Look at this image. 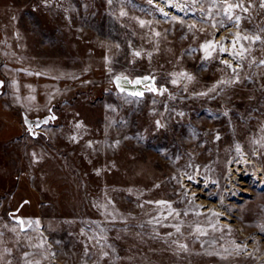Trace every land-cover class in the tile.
I'll list each match as a JSON object with an SVG mask.
<instances>
[{"label":"rangeland","instance_id":"374dc122","mask_svg":"<svg viewBox=\"0 0 264 264\" xmlns=\"http://www.w3.org/2000/svg\"><path fill=\"white\" fill-rule=\"evenodd\" d=\"M0 264H264V0H0Z\"/></svg>","mask_w":264,"mask_h":264},{"label":"water","instance_id":"95a60500","mask_svg":"<svg viewBox=\"0 0 264 264\" xmlns=\"http://www.w3.org/2000/svg\"><path fill=\"white\" fill-rule=\"evenodd\" d=\"M112 83L116 90L134 96H142L144 91L148 89L146 86L154 89V80L149 75L136 76L132 80L124 75H116L112 78ZM55 117L56 115L54 113H50L42 118H28L25 114H23L25 126L31 134L33 132V128H39L40 126L53 120Z\"/></svg>","mask_w":264,"mask_h":264}]
</instances>
